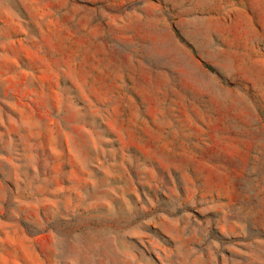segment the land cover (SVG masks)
Wrapping results in <instances>:
<instances>
[{
	"label": "rangeland",
	"instance_id": "374dc122",
	"mask_svg": "<svg viewBox=\"0 0 264 264\" xmlns=\"http://www.w3.org/2000/svg\"><path fill=\"white\" fill-rule=\"evenodd\" d=\"M0 264H264V0H0Z\"/></svg>",
	"mask_w": 264,
	"mask_h": 264
}]
</instances>
